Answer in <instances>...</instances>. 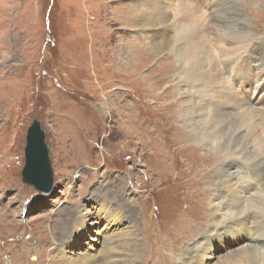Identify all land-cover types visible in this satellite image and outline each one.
I'll return each mask as SVG.
<instances>
[{
	"label": "rangeland",
	"instance_id": "rangeland-1",
	"mask_svg": "<svg viewBox=\"0 0 264 264\" xmlns=\"http://www.w3.org/2000/svg\"><path fill=\"white\" fill-rule=\"evenodd\" d=\"M103 2L106 4L101 7L98 0H0V264H63L66 259L89 258L96 263L106 256V248L114 250L107 255L111 264L117 258L123 259V264H131L132 252L122 248L131 241V236L137 242L134 250L140 252L133 264H165L167 261L162 259L165 251L174 250L164 243L162 246L153 243L150 255L145 229L155 221L157 227L150 229L149 237L157 239L162 235L160 222L155 219L166 213L174 214L175 194L190 178L210 175L214 180L217 162L209 157V148H182L181 130L176 128L180 135L168 124V120L177 126L181 124L173 116L176 111H167L166 105L180 99L175 92L181 90L175 83L176 58L165 55L164 61L153 60L154 65L147 61L136 65L134 50L138 49L128 42L133 35L129 32L126 39L121 35L128 28H123L127 21L121 20L119 8L127 2ZM163 4L170 12L175 10L169 0ZM235 4L248 21L247 26L264 41V10L246 13L242 0H235ZM104 32L109 35H103ZM102 35L108 38L107 42H102L105 39ZM122 48L127 50L129 60L114 56ZM170 65L173 67L169 68ZM142 77H146L144 82ZM245 89L249 90V86ZM166 93V98L159 99ZM83 95L88 97L89 105L82 102ZM139 95L147 97L144 102ZM255 96L262 98L264 93ZM98 99L105 108L93 113ZM136 104L163 108L154 113L150 108V117L145 120L143 108ZM132 116L142 125L135 126ZM35 119L45 134L53 172L52 187L45 193L21 180L26 132ZM150 121L157 122L158 129L164 131V141L154 138L155 131L149 132ZM155 135L158 137L157 132ZM140 146L150 148L153 153L149 180H143L140 174L141 179L135 178L132 183L143 187L158 182L160 185L150 193L138 187L129 195L125 186L131 174L136 177L139 171L146 170ZM131 159L138 165L137 170L132 171ZM179 167L183 180L171 187L166 179ZM208 187L213 193L215 189L210 184L204 188ZM115 189L122 198L127 196L125 200L118 197L125 206L123 214L118 215L122 216L123 224L118 226L112 221L115 216L110 217L111 206L117 199L112 195ZM137 210L142 217H138ZM129 211L137 214L134 231L132 221L128 220ZM218 219L221 228L210 227L205 231L211 243L206 246V258L199 264H218L219 258L226 254L253 245L250 239L253 230L248 227L235 232L237 236L233 239L227 238L228 230L217 235L220 229L232 224L229 215ZM202 241L199 238L189 248H196ZM24 248L28 253L21 259ZM45 250L47 256H43ZM184 260L175 264L190 262Z\"/></svg>",
	"mask_w": 264,
	"mask_h": 264
},
{
	"label": "bare ground",
	"instance_id": "bare-ground-1",
	"mask_svg": "<svg viewBox=\"0 0 264 264\" xmlns=\"http://www.w3.org/2000/svg\"><path fill=\"white\" fill-rule=\"evenodd\" d=\"M116 1L113 0V2ZM119 1L121 2V0ZM124 1L127 3L120 6L119 9L121 20L127 21V25L123 28L128 29L124 30L121 35L126 39L129 32L132 33V38H127L128 42L134 44L138 49H132L137 58L138 64L136 65L146 61V63L154 65L153 60L164 61L165 55L176 58L178 66L175 68L177 69L174 75L176 76L175 83H177V88L181 87V90L175 92L180 99L178 102L169 101L166 105L169 108L167 111H176L173 116H177L181 124L177 126L172 120H168V124L176 133H179L176 128L181 130L183 136L179 134L181 138L183 137L182 148L205 150L208 147L209 157L212 156L217 162L214 170L212 169L215 174L214 180L209 178L210 175L202 177L196 175L195 179L189 177V181L179 187L175 194L177 210L173 215L166 213L155 219L160 222L161 236H157V239L149 237L150 229L157 227L155 221L145 229L148 253L151 255L153 243L158 245L164 243L174 250L173 252L169 250V254L165 251L162 257L167 261L165 264H175L183 259L190 261L188 264H199L206 258L208 251L206 246L211 243L205 231L210 227L211 229L221 228L218 218L229 215L232 224L226 226L225 229H220V233L217 235L222 234V230H228L227 238L233 239L234 236H237L235 232H240L248 227L253 230L250 237L253 245L237 247V251L219 258L218 264H264V184L262 183L264 176V162H262L264 161V96L262 98L255 96L259 92L264 93V85H262L264 81V41L255 35L252 28L247 26L248 21L243 18L235 0H169L175 8L171 12L167 9V5L163 4L164 0ZM242 1L243 10L246 13H261L264 10L262 1ZM120 2L119 4H122ZM98 3L101 7L106 4L103 0H98ZM254 22L258 23L255 20ZM96 32L93 41L98 38V30ZM107 34L104 32L103 35L108 36L109 34ZM106 40H108L107 37L102 42H107ZM123 50V48L117 50V55L114 56L122 58V61L125 58L129 60V54L126 55L127 50ZM146 52L148 54L145 55ZM138 58L146 59L141 61ZM172 67L169 66V68ZM141 79L144 82L146 77ZM247 85L249 90L245 89ZM174 89L176 88L174 87ZM167 95L168 93L163 94L159 96V99L166 98ZM139 97L143 102L147 98L140 95ZM82 102L87 105L90 103L86 95L82 96ZM139 104H136V107L143 108ZM94 105L93 113L100 112L105 108L99 99ZM150 106L143 108L145 120L150 117V108L152 113L161 108V106L155 108L152 104ZM86 110L89 109L86 108ZM130 119L135 126L142 125L139 124L137 117L132 116ZM151 122L153 121L148 123L152 125L149 132L155 131L152 134L154 138L164 141V131L158 129L157 122L155 124H151ZM156 132L158 137L155 135ZM139 148L146 170L139 171L136 177L131 174L128 186H125L129 195L137 191L138 187L150 193L160 185L158 182L154 183L152 187H143L132 183L135 178L137 180L140 177V174H142L143 180H149L148 171L152 159L150 157L153 153L150 148L145 146ZM170 151L167 152L172 154ZM167 160H169V156ZM130 162H132V171L137 170L138 165L133 162V159ZM180 174L182 171L179 167V169H173L166 179L168 184H172L171 187L183 180L180 178ZM208 184L215 189L213 193L209 187L204 188ZM119 193L120 191L117 189L112 193L117 199L111 206L112 213L110 214V217L115 216L112 221L116 223V226L120 223L123 224L122 216L118 215L123 214L122 209L125 206L122 201L127 197L122 198ZM118 197L124 200H120ZM144 198L146 200V197L141 199ZM207 207L209 208L208 215L206 214ZM129 214L128 220L132 221L131 230L134 231L136 225L133 221H137V214L130 213V211ZM116 216L120 218H116ZM74 217L72 221H74ZM138 217H142V215L139 213ZM128 236L130 237V235ZM130 238L131 241H128L129 243L123 245L122 248L128 249L132 252L131 257L137 259L140 256V252L134 250L137 242L133 236ZM199 238H203L201 244L195 245L194 249L192 246L190 249L189 246ZM45 245H48V242ZM22 251L21 259L23 254L28 253L26 252L28 249L24 248ZM113 251L106 248V256L96 260V263L111 264L112 261L108 260L107 255ZM43 253V256L48 254L46 250ZM43 256L39 263H42ZM122 260L117 258L113 264H123ZM126 261L130 263V261ZM62 263L96 264L90 258L87 260L66 259Z\"/></svg>",
	"mask_w": 264,
	"mask_h": 264
},
{
	"label": "water",
	"instance_id": "water-1",
	"mask_svg": "<svg viewBox=\"0 0 264 264\" xmlns=\"http://www.w3.org/2000/svg\"><path fill=\"white\" fill-rule=\"evenodd\" d=\"M22 182L39 192H48L52 187L53 172L49 161V150L40 122L33 120L26 132Z\"/></svg>",
	"mask_w": 264,
	"mask_h": 264
}]
</instances>
